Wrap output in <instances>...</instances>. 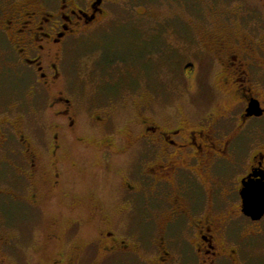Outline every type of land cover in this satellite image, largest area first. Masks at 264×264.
I'll use <instances>...</instances> for the list:
<instances>
[{
  "label": "flooded vegetation",
  "instance_id": "af4514ba",
  "mask_svg": "<svg viewBox=\"0 0 264 264\" xmlns=\"http://www.w3.org/2000/svg\"><path fill=\"white\" fill-rule=\"evenodd\" d=\"M150 1L0 0V264H32L26 248L55 195L98 225L93 235L79 219L54 223L43 248L68 252L52 264H251L252 240L264 235V215H248L243 196L264 177V0H165L174 13L163 18L139 11L141 59L168 69L171 87L150 83L130 104L81 100L72 40L107 6ZM92 61L127 66L105 52ZM200 85L214 101L195 108ZM253 101L259 113L248 112ZM90 147L104 166H130L114 214L93 194L83 201L71 180Z\"/></svg>",
  "mask_w": 264,
  "mask_h": 264
},
{
  "label": "rangeland",
  "instance_id": "374dc122",
  "mask_svg": "<svg viewBox=\"0 0 264 264\" xmlns=\"http://www.w3.org/2000/svg\"><path fill=\"white\" fill-rule=\"evenodd\" d=\"M169 5L165 0H156L155 3L150 1L146 6L139 4L107 6V13H105L107 17H102L104 20L100 24L90 29H84L80 37L72 40L71 45L73 50L71 57L75 58L74 68L77 71L76 78L79 80L78 83L80 85L77 91L81 100L86 101L89 96L99 93L110 95L113 98L116 97L117 100L121 98V100L127 101L130 104L131 101L136 99L137 94L150 90V83L159 84L160 86L164 85L162 87L164 89L171 87L168 82L170 78L168 69H160L157 72L156 67L154 69L145 66L143 62L145 57L141 59L144 56L142 48H140L142 24L140 23V19L137 18L138 14H140L139 11H145V13L155 16L158 15L161 18L171 15L174 13V9ZM104 52L113 61H126L127 66L125 64L122 65L120 62L116 64L117 66L122 65L121 67L112 66L105 68L104 66L95 65L96 63L92 61L93 54L97 53L98 56H101L104 55ZM96 71L98 72L97 74ZM108 79L112 80L111 84H107L106 80ZM197 90L199 92L198 97L194 100L189 98L190 106L195 107V104H198V107L210 106L214 99L208 95V89L200 85L197 87ZM184 93L188 94V91L185 90ZM180 102L182 104L180 105L177 102L176 107L186 109L188 101L182 99ZM132 110V108L118 109L114 115L118 116L117 119L119 117L132 116ZM119 112L121 113L119 114ZM90 149H92L91 152L86 151L82 153L80 160L75 158L80 163L79 171L72 173L73 178L71 180L74 181L76 193H78L83 201H87L90 198L89 196L93 194L92 196L97 198V200H100L99 198L104 199L110 209V213L114 214L115 211L112 209L115 204V187L120 181L121 175L128 174L130 166L126 162L121 168L113 164L108 167L104 166L105 164L99 159L98 152L93 147H90ZM68 201L69 199L62 200L59 195H55L47 202L38 232H36V234L38 233L36 235L37 240L26 248L28 254L31 256L32 264H35L36 261L46 260L52 264V257L57 252H68L66 247H62L56 243H49L46 251L43 248L45 232L49 230L51 233L54 223H57L58 226L52 230H60L62 226H66L72 220L79 219L84 224V232L89 230L93 235L97 234L95 230L98 221H94L91 218V211L89 209H80L79 211L69 209ZM3 220L4 216L0 215V223ZM6 220H8L7 217ZM2 226L1 224L0 228ZM23 226L24 223L21 224V227ZM7 232L11 233V231ZM261 238V242H259V239L252 240V243L256 244L246 255L250 258L251 264H264V235ZM85 239L86 235L82 233L77 238V242L83 244ZM7 259L9 263H14L12 257L8 254ZM126 264H138V262L130 261Z\"/></svg>",
  "mask_w": 264,
  "mask_h": 264
},
{
  "label": "water",
  "instance_id": "95a60500",
  "mask_svg": "<svg viewBox=\"0 0 264 264\" xmlns=\"http://www.w3.org/2000/svg\"><path fill=\"white\" fill-rule=\"evenodd\" d=\"M257 101L251 102L248 112L250 114L259 113ZM245 200V212L254 219H260L264 215V177L258 183L246 185L243 192Z\"/></svg>",
  "mask_w": 264,
  "mask_h": 264
}]
</instances>
